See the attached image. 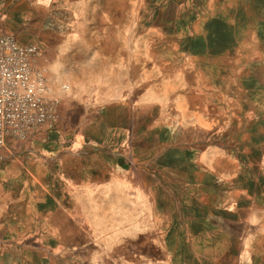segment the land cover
Segmentation results:
<instances>
[{
    "label": "rangeland",
    "instance_id": "374dc122",
    "mask_svg": "<svg viewBox=\"0 0 264 264\" xmlns=\"http://www.w3.org/2000/svg\"><path fill=\"white\" fill-rule=\"evenodd\" d=\"M70 3L0 0V28L39 48L61 102L56 125L0 146V264L179 256L181 228L200 244L202 187L225 202L203 179V149L247 139L241 82L264 76V0H94L88 14ZM260 81L249 95L264 113ZM253 134L264 140V121Z\"/></svg>",
    "mask_w": 264,
    "mask_h": 264
},
{
    "label": "crops",
    "instance_id": "0c3cea01",
    "mask_svg": "<svg viewBox=\"0 0 264 264\" xmlns=\"http://www.w3.org/2000/svg\"><path fill=\"white\" fill-rule=\"evenodd\" d=\"M93 1L73 0L70 3L68 0L71 5L68 8L88 14ZM68 41L73 39L68 38L65 43ZM242 80L248 99V107L242 114L246 121L247 139L245 142H236L242 131L234 133L232 142L226 148L223 145L221 150H217L218 153L222 152L223 161L234 164L232 168L236 165L235 172L217 171L215 162L219 157L215 155L210 159L215 148L203 149L207 154V160H202L207 171L203 179L207 184L216 182L220 185L225 202L220 204L219 194L208 190L209 187H202L200 197L204 213L198 220L200 228L197 237L200 244H186L181 228L174 242L175 250H179L181 256L175 251L174 258L162 257L157 262L148 260L144 264H264V140L260 139L257 143L253 140V129L264 121V113L254 107L261 103L259 98L249 95L263 87L260 80H264V76L246 73ZM115 95V92L111 95L102 94L101 100ZM254 153L259 154V160L251 157ZM214 232L224 237L221 243L214 240Z\"/></svg>",
    "mask_w": 264,
    "mask_h": 264
},
{
    "label": "built area",
    "instance_id": "2783aa9c",
    "mask_svg": "<svg viewBox=\"0 0 264 264\" xmlns=\"http://www.w3.org/2000/svg\"><path fill=\"white\" fill-rule=\"evenodd\" d=\"M39 57L36 45L0 28V146L60 119V99L50 94Z\"/></svg>",
    "mask_w": 264,
    "mask_h": 264
},
{
    "label": "bare ground",
    "instance_id": "6f19581e",
    "mask_svg": "<svg viewBox=\"0 0 264 264\" xmlns=\"http://www.w3.org/2000/svg\"><path fill=\"white\" fill-rule=\"evenodd\" d=\"M86 88V87H85Z\"/></svg>",
    "mask_w": 264,
    "mask_h": 264
}]
</instances>
